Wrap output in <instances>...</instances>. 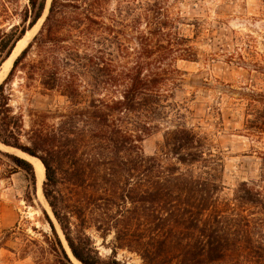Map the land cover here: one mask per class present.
I'll list each match as a JSON object with an SVG mask.
<instances>
[{"label": "trees", "instance_id": "1", "mask_svg": "<svg viewBox=\"0 0 264 264\" xmlns=\"http://www.w3.org/2000/svg\"><path fill=\"white\" fill-rule=\"evenodd\" d=\"M45 5L46 0H28L22 19L25 23L30 18L28 28L42 16ZM60 6L66 5L51 0L39 31L17 55L8 76L20 66L43 90L61 91L70 110L60 115L59 123L50 122L55 117L50 111L37 114L25 129L23 116L9 105L5 79L0 84V143L43 163L42 191L72 255L82 264H124L116 257L117 250L124 249L138 255L142 264H210L251 244L264 247V238L245 228L243 216L218 208L223 161L207 148L204 138L174 125L164 134L163 157L142 152L140 143L157 122L168 120L171 111L181 115L179 105L170 101L175 86L170 79L178 72L174 61L188 59L185 52L191 48L179 47L182 38L167 31L172 20L166 11L154 3V26L125 39L89 4L84 16L86 54L80 55L77 42L76 49L59 46ZM28 28L23 25L18 32L15 25L8 32L0 28V34L9 37L7 44L0 43V65ZM32 49L34 58L24 62ZM68 66L86 70L72 73ZM2 154L35 183L28 160ZM62 160L70 163L64 173L74 196L63 206L56 190ZM246 194L247 202L262 203L259 189ZM71 217L78 220L76 236ZM47 220L61 257L72 264L48 216ZM85 227L104 240L112 235L107 259L98 256Z\"/></svg>", "mask_w": 264, "mask_h": 264}, {"label": "rangeland", "instance_id": "2", "mask_svg": "<svg viewBox=\"0 0 264 264\" xmlns=\"http://www.w3.org/2000/svg\"><path fill=\"white\" fill-rule=\"evenodd\" d=\"M50 2L46 0L43 14L33 26L41 18L42 21L26 46L39 31ZM58 2L66 5L60 6L57 14L59 46L76 49L77 42L80 55L86 54L84 16L89 4L101 11V20L106 25H113L125 39L136 37L140 31L145 32L154 26V3H159L166 11L172 20L167 24V31L182 38L179 47L191 48L185 52L188 59L177 58L174 61L178 72L172 73L170 79L175 83L174 96L170 101L179 105L181 115L178 117L171 111L168 120L157 122V127L141 141L142 152L146 156L163 157L164 134L168 128L182 125L192 129L223 161L221 187L217 191L218 208L235 213V217L240 214L246 220L243 222L250 234L264 238V0ZM27 6L28 0H0V28L6 32L13 25L17 26V32L23 25L28 28L30 18L25 23L22 21ZM30 16L28 13L27 17ZM113 19L118 21L116 25L112 24ZM5 36L0 34L1 44L9 42V37ZM34 55L35 50L32 49L24 62L30 61ZM84 63L86 65V61ZM12 66L13 62L10 70ZM68 69L72 73L86 70H78L76 66H68ZM10 70L0 79V84L6 79L9 105L13 112L23 116L25 129L30 117L37 114L50 111L55 115L50 122L59 123L62 120L60 115L69 112L71 105L61 91L43 90L37 80L27 79L20 66L8 76ZM63 71L62 68L59 75L62 76ZM82 79L81 89L86 90V74ZM2 152L17 155L0 147V264H68L61 257L47 216L66 251L62 241V238L65 240L64 235L46 198L47 206L37 197L36 178L33 184L27 173L16 168ZM167 158L174 161L172 157ZM59 165L56 190L59 205L63 206L74 196L67 184L68 175L64 173L70 163L62 160ZM44 180L45 173L41 191ZM249 189L260 190L261 204L254 205L245 200ZM71 222L73 236H76L78 220L71 217ZM84 232L92 240L98 256L107 259L111 255L108 243L112 235L104 240L93 228L85 227ZM65 245L68 247L67 242ZM116 257L124 264H142L138 255L124 249H118ZM69 260L76 264L73 259ZM210 264H264V247L256 248L251 244L229 253L222 261Z\"/></svg>", "mask_w": 264, "mask_h": 264}, {"label": "bare ground", "instance_id": "3", "mask_svg": "<svg viewBox=\"0 0 264 264\" xmlns=\"http://www.w3.org/2000/svg\"><path fill=\"white\" fill-rule=\"evenodd\" d=\"M41 21H42V18L39 20L38 24H36L35 26H33L32 29H30V28L27 29L26 32H25V34L22 36V38H20L16 42L15 48L13 49L10 57L7 58V59H5V61H3L2 64L0 65V79H2L7 74V72L10 70V67L12 65V62L15 59L16 55L26 45V43L30 39V37H31L34 29L36 27H38V25L40 24ZM0 147L3 148V149H9V150L14 151V153H16L20 157H23L24 159L28 160L32 164L33 169H34V174L36 175L37 197L39 199H42L43 203L47 206V202L45 201L44 196H43L42 191H41V182L44 179V173H45L43 163L39 159H37L35 156L34 157L29 156V155H27L25 153L20 152L17 149H13V148H11L9 146H6V145L4 146L1 143H0ZM60 236L62 238V235L61 234H60ZM62 241H63L64 246L66 247L68 253L70 254L68 247L65 245L66 242H65V240H63V238H62ZM72 259H73V261L76 264H80L73 257H72Z\"/></svg>", "mask_w": 264, "mask_h": 264}, {"label": "water", "instance_id": "4", "mask_svg": "<svg viewBox=\"0 0 264 264\" xmlns=\"http://www.w3.org/2000/svg\"><path fill=\"white\" fill-rule=\"evenodd\" d=\"M26 46V45H25ZM25 46L23 47V48H25ZM14 48H15V46H14ZM13 48V49H14ZM23 48L19 51V53L23 50ZM13 51V50H12ZM12 51H11V53H12ZM11 53H10V55H11ZM18 53V54H19ZM17 54V55H18ZM10 55L7 57V58H9L10 57ZM16 55V56H17ZM6 58V59H7ZM5 61V60H4ZM2 64V63H1ZM2 145H4V144H2ZM5 146V145H4ZM13 149H16V148H13ZM20 152H22L21 150H19ZM22 153H25V152H22ZM26 154V153H25ZM28 155V154H27ZM30 156V155H29ZM33 157V156H32ZM38 159V158H37ZM35 178H36V175H35ZM37 184V183H36ZM69 249V248H68ZM66 252H67V254H68V257L70 258V259H72V257L76 260V261H78L73 255H72V253H71V251L69 250V252H70V254L68 253V251L66 250ZM79 263H81L80 261H78ZM75 263V262H74ZM82 264V263H81Z\"/></svg>", "mask_w": 264, "mask_h": 264}]
</instances>
